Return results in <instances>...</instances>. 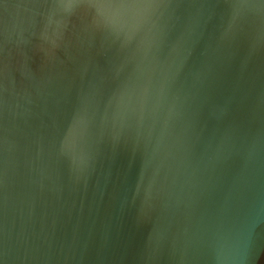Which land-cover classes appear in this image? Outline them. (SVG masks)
Returning <instances> with one entry per match:
<instances>
[{
    "label": "water",
    "instance_id": "obj_1",
    "mask_svg": "<svg viewBox=\"0 0 264 264\" xmlns=\"http://www.w3.org/2000/svg\"><path fill=\"white\" fill-rule=\"evenodd\" d=\"M0 264H264V0H0Z\"/></svg>",
    "mask_w": 264,
    "mask_h": 264
}]
</instances>
